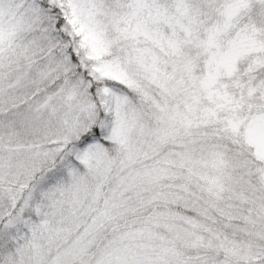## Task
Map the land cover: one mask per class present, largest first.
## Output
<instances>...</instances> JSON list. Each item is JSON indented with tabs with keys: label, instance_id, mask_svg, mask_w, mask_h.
I'll return each mask as SVG.
<instances>
[{
	"label": "snow or ice",
	"instance_id": "obj_1",
	"mask_svg": "<svg viewBox=\"0 0 264 264\" xmlns=\"http://www.w3.org/2000/svg\"><path fill=\"white\" fill-rule=\"evenodd\" d=\"M0 264H264V0H0Z\"/></svg>",
	"mask_w": 264,
	"mask_h": 264
}]
</instances>
